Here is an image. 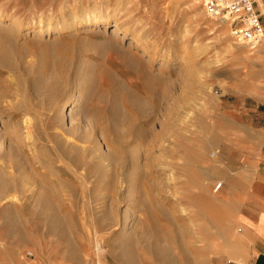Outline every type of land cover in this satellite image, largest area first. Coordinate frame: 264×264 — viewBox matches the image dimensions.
<instances>
[{"label":"rangeland","instance_id":"374dc122","mask_svg":"<svg viewBox=\"0 0 264 264\" xmlns=\"http://www.w3.org/2000/svg\"><path fill=\"white\" fill-rule=\"evenodd\" d=\"M93 4L100 6L104 15L107 9L117 7L120 12L117 22L122 28H129L125 47L133 37L141 36L137 42L139 47L133 46L131 51L148 59L140 49L143 45L153 58L151 70L159 76L153 86L142 82L139 75L126 66L120 53L109 51L107 66L130 82L132 89L142 98L141 102L146 103L144 112L139 111L134 103L127 106L137 122L149 120V132L153 135L143 144L142 157L146 156L154 166L152 177L155 184H141L134 190L131 187L125 189L123 185L104 186L95 183L97 174H89L93 189L92 210L82 218L75 216L72 220L61 221L63 227L52 232L37 218V212L30 216L32 218L25 215L34 208L27 199L31 188L11 189L8 194L21 199L18 204L24 213L11 219L2 211L4 205L0 203V242L3 243L0 244V264H98L99 260L101 264L125 260L180 264L191 258L184 245V234L212 228L225 235L224 228L229 221L233 223L234 239L242 243L238 249L241 254L224 252L228 258H224L223 264H241L252 244L246 233V228L251 226L249 218L255 214L252 193L263 195L260 184L254 182L260 169L258 147L251 136L259 139L258 133L264 126V109L258 102L264 96V53H258L264 51V42L253 48L235 41L230 36L229 24L210 17L195 0H0V16L5 18L3 23L13 19L21 23L37 22L47 20L51 12H58L62 6L68 5L76 12ZM111 28L113 26L109 30ZM76 38L63 39L65 44L77 49V53L82 51L79 55L75 52L74 60L82 56L91 63L104 60L99 58L104 51H94L93 43L101 39L100 35L82 33ZM230 44L241 48L240 52L231 49ZM51 50H54L51 43L32 46L31 61L36 63ZM106 87L103 84V88ZM107 91L108 97L112 98L113 89L110 87ZM110 101L96 102L97 109L100 108L108 120L111 119ZM233 105L247 108L249 113L235 115L229 110ZM2 116L6 120L9 114ZM89 136L92 138L90 132ZM98 156L100 153L89 151L84 158H76L75 163L82 166L86 162L91 172L97 169ZM103 161L111 166L110 160ZM16 175L22 176L21 173ZM110 176V173L106 175L107 178ZM219 182L222 183L216 192L219 199L213 208L206 200L207 193L212 192ZM140 189L146 191L148 197H144ZM155 193L157 196L153 197ZM131 199L133 203L129 208L136 222L133 224L135 244L126 255L119 253L121 228L105 214L107 209L102 203L107 205L115 201V207L123 209L126 205L121 203ZM73 203L72 210H79L80 203L77 200ZM108 211L112 214V210ZM257 213L259 219H264V209ZM26 228L29 231H25ZM87 230L92 239L87 238ZM12 246L15 252L5 253V250L11 251ZM152 248L161 251V257H153ZM28 252L32 256H28ZM14 257L18 261H14ZM218 262L219 259L209 263L202 260L200 264H220Z\"/></svg>","mask_w":264,"mask_h":264},{"label":"bare ground","instance_id":"6f19581e","mask_svg":"<svg viewBox=\"0 0 264 264\" xmlns=\"http://www.w3.org/2000/svg\"><path fill=\"white\" fill-rule=\"evenodd\" d=\"M257 1L264 16V2ZM68 5L60 7L54 14L51 12L47 20L39 19L37 22L21 23L13 19L9 23H3L5 18L0 16V203L4 205L1 208L11 219L19 217L24 213L21 204H18L21 199L10 197L8 192L15 188H31L27 199L34 208L26 211L25 215L32 218L30 216L37 212V218L49 227L50 232L56 229L59 231L63 227L61 221L72 220L75 216L79 218L92 210L90 204L93 189L89 174L98 175L94 179L98 185H123L125 189L131 187V190L138 189L141 184L143 186L154 183V166L150 159L142 157L145 151L143 144L153 135L149 132V120L137 122L127 106L134 103L139 111L144 112L146 103L141 102L142 98L132 89L130 82L107 66L109 53H120L126 66L133 69L142 82L153 86L159 76L152 73L153 58L149 49L141 43L140 49H143L144 55H148V59L131 51L133 46L139 47L137 42L141 36L138 35L125 47L124 42L130 35L129 28H122L117 22L120 13L117 7L107 9L104 15L101 7L96 4L76 12ZM82 33L101 36L93 44L94 51L105 52L103 56H99L100 59L103 57V61L91 63L85 61L83 56L74 60L77 49L65 44L63 39H74L77 34ZM42 42L51 43L54 50L41 54L43 58L35 63L34 60L31 61V47ZM229 47L236 48L231 44ZM240 49L236 48L238 52ZM103 84L107 87L103 88ZM110 87L114 91L112 98L107 95V88ZM105 100H111L110 120L106 119L108 116L100 108L97 109L96 102ZM4 113L9 114L6 120L2 116ZM89 151L100 153L97 169L92 170L93 172L88 171L86 162L82 166L75 163L76 158H84ZM104 159L110 160L111 166L105 165ZM16 173H21L22 176H17ZM109 173L112 176L107 178ZM216 186L212 192L210 190L207 193L206 199L213 208L219 199L216 194L219 188ZM141 194L147 196L146 191ZM148 195L151 199L157 196L156 193L153 197ZM75 200L80 203V209L73 211ZM124 203L126 208L123 207L122 210L115 207V201L107 205L102 203V207H106L105 214L121 228L118 231L121 234L122 251L127 255V251L135 244V216L129 208L133 200H127L121 205ZM108 210H112V214ZM229 222L224 228L225 235L212 228L191 231L186 236L184 234V245L191 258L184 259L183 263L200 264L202 260L209 263L219 259L218 263L222 264L227 257L224 252L240 255L238 249L242 243L239 244L234 239L233 223ZM88 234L87 238L92 239L91 232L87 230L86 235ZM151 254L153 257H161V251L156 248H152ZM85 263L88 262L85 260ZM97 263L101 264V261Z\"/></svg>","mask_w":264,"mask_h":264},{"label":"built area","instance_id":"2783aa9c","mask_svg":"<svg viewBox=\"0 0 264 264\" xmlns=\"http://www.w3.org/2000/svg\"><path fill=\"white\" fill-rule=\"evenodd\" d=\"M205 12L229 24L230 36L241 44L255 47L264 42V16L257 0H195ZM264 2V0H261ZM264 75V70H263ZM219 183L216 187H221ZM28 256H32L30 252Z\"/></svg>","mask_w":264,"mask_h":264},{"label":"crops","instance_id":"0c3cea01","mask_svg":"<svg viewBox=\"0 0 264 264\" xmlns=\"http://www.w3.org/2000/svg\"><path fill=\"white\" fill-rule=\"evenodd\" d=\"M247 96H250V95H247ZM250 97L251 99H255V97L253 96H250ZM255 100L257 101L258 99L256 98ZM258 102L261 104L262 108L264 109V96L261 97V99H259ZM233 106H232L233 108L230 107L229 110H231V112L235 115L249 113V112L247 113V110H248L247 108H242L245 110V111H242L240 107H236L235 105ZM258 134H260L259 139L253 138L251 136V138L253 139L254 142H256L257 147H258V162L257 163L260 169V174L258 176V179L257 181H254V182L260 184L261 188L263 189V195L257 192L252 193L251 200L253 201V208H254L255 214H253V216L249 218V220L251 221V226L249 228L248 227L246 228V233L248 237H250V239L252 240V244L250 245V250L246 252V254H244V256L242 257L240 261L241 264H264V219H259L258 218L259 215L257 213L259 212V210L264 209V126L261 127L260 133ZM118 245L122 246V243H119ZM1 247H4V246H1ZM14 248L15 247L12 246L10 248L11 251L5 250V253H14L15 251H12L14 250ZM119 248H120L119 253L123 254V251H122L123 246ZM133 248H134V244L132 248H130L127 251L128 254ZM14 261H18V258L14 257ZM15 264H17V262H15ZM115 264H151V263H141V262H136L132 260H125V261H118ZM180 264H184L183 261Z\"/></svg>","mask_w":264,"mask_h":264}]
</instances>
